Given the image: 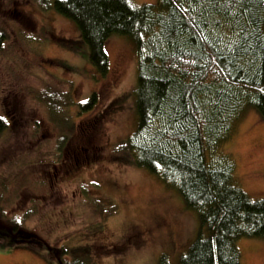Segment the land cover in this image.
Here are the masks:
<instances>
[{"label": "rangeland", "instance_id": "1", "mask_svg": "<svg viewBox=\"0 0 264 264\" xmlns=\"http://www.w3.org/2000/svg\"><path fill=\"white\" fill-rule=\"evenodd\" d=\"M54 1L0 0V116L3 98L13 116L0 134V233L18 223L21 233L34 232L33 242L65 249L66 256L56 254L61 264H157L163 255L179 264L197 237V213L174 188L117 158L137 127L133 44L111 37L108 72L98 75ZM224 149L241 189L264 199V120L255 107ZM20 232L3 238L0 264H57L49 248L3 245ZM236 245L240 264H264V239Z\"/></svg>", "mask_w": 264, "mask_h": 264}, {"label": "trees", "instance_id": "2", "mask_svg": "<svg viewBox=\"0 0 264 264\" xmlns=\"http://www.w3.org/2000/svg\"><path fill=\"white\" fill-rule=\"evenodd\" d=\"M53 9L75 24L100 76L109 69L105 45L111 37L133 44L137 127L117 158L174 188L197 213V237L179 264H240L237 242L264 239V199L251 200L241 189L224 145L247 108L255 107L264 120V0L139 6L130 0H55ZM5 40L0 31V50ZM93 102L94 94L80 103L81 111ZM1 108L0 134L13 117L5 98ZM12 228L0 233V243L20 232L18 223ZM33 233L20 232L3 245L49 248V257L61 264L56 254L66 256V250L33 242ZM157 264H168L166 256Z\"/></svg>", "mask_w": 264, "mask_h": 264}, {"label": "flooded vegetation", "instance_id": "3", "mask_svg": "<svg viewBox=\"0 0 264 264\" xmlns=\"http://www.w3.org/2000/svg\"><path fill=\"white\" fill-rule=\"evenodd\" d=\"M9 121H10V120H9ZM9 121H8V122H9ZM10 122H11V121H10Z\"/></svg>", "mask_w": 264, "mask_h": 264}]
</instances>
